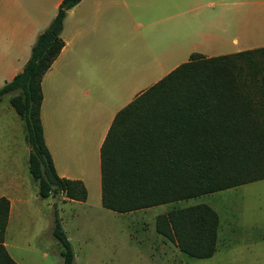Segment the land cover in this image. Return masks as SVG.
<instances>
[{
	"label": "trees",
	"instance_id": "obj_1",
	"mask_svg": "<svg viewBox=\"0 0 264 264\" xmlns=\"http://www.w3.org/2000/svg\"><path fill=\"white\" fill-rule=\"evenodd\" d=\"M81 0H61L30 48L22 70L0 87V98L23 123L28 172L38 196L86 200L79 181L59 178L40 123L41 80L64 46L67 12ZM101 206L127 214L264 180V47L204 58L194 54L121 109L100 148ZM9 204L0 198V264H16L3 246ZM218 215L207 205L173 208L155 232L183 255L216 251ZM54 239L63 264L71 244L54 213Z\"/></svg>",
	"mask_w": 264,
	"mask_h": 264
},
{
	"label": "crops",
	"instance_id": "obj_2",
	"mask_svg": "<svg viewBox=\"0 0 264 264\" xmlns=\"http://www.w3.org/2000/svg\"><path fill=\"white\" fill-rule=\"evenodd\" d=\"M60 2L0 0V87L22 70ZM216 3L81 0L67 12L61 32L64 46L40 83L39 117L57 176L79 181L86 189L85 201L71 203L87 204L92 190L101 204L100 148L121 109L191 55L233 54L264 39V25L247 39L239 25L223 17L231 9L255 6L264 14V0ZM261 18L258 22L264 24V15ZM27 190L18 177L0 179V198L9 204L3 246L16 264L20 263L8 250L10 224L24 216L28 206L37 208L40 200L36 193L31 199ZM47 220L53 223L51 216Z\"/></svg>",
	"mask_w": 264,
	"mask_h": 264
},
{
	"label": "rangeland",
	"instance_id": "obj_3",
	"mask_svg": "<svg viewBox=\"0 0 264 264\" xmlns=\"http://www.w3.org/2000/svg\"><path fill=\"white\" fill-rule=\"evenodd\" d=\"M202 1L217 4V0ZM263 15V8L255 6L243 11L231 9L223 17L239 25L249 39L264 25L258 22V16ZM263 43L261 39L242 48L264 47ZM12 95L0 98V179L18 177L28 187L27 195L33 199L36 193L39 198L38 182L28 172L29 147L23 123L9 104ZM16 152L21 156L16 158ZM15 160L19 164L15 165ZM96 193L90 190L85 205L71 203L63 194L36 200L37 208L28 206L25 215L10 224V254L20 264H63L60 245L52 235L56 212L71 244L73 264H264V180L127 214L104 209ZM200 204L209 206L219 217L216 251L203 260L183 255L155 232L157 217L173 208ZM50 216L51 225L47 220Z\"/></svg>",
	"mask_w": 264,
	"mask_h": 264
}]
</instances>
